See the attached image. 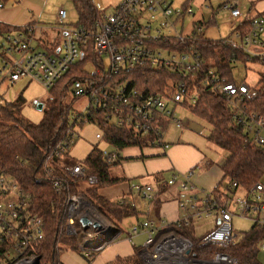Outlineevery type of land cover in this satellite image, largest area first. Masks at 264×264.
Wrapping results in <instances>:
<instances>
[{"label": "built area", "instance_id": "1", "mask_svg": "<svg viewBox=\"0 0 264 264\" xmlns=\"http://www.w3.org/2000/svg\"><path fill=\"white\" fill-rule=\"evenodd\" d=\"M222 5L229 11L235 27L244 20L251 22L249 33L244 38L236 33L233 40L241 43L243 39L244 49L253 56L264 54V17L245 15L240 0H225ZM193 14L191 5H175L174 0H121L111 14L101 11L97 32L93 34L67 27V11L61 9L57 23L64 35L60 45L50 52L40 50L33 44L31 27L9 32L0 38V85L6 80L13 84L26 80L52 88L73 64L85 59L90 39L93 40L94 56L109 74L146 65H164L183 75L196 72L201 69L203 60L195 53L152 47V43L169 42L171 38L181 39L190 35L186 33V24L187 18ZM103 69L94 68L92 74L98 76ZM206 84L222 95L235 111H241L242 104L256 98L255 89L240 75H235V81L229 82L209 70ZM84 93L85 89L80 86L75 89L74 95L78 98ZM140 96L136 90L127 92L126 88H120L117 94L111 97L106 95L102 106L105 108L107 98H112L111 107L116 123L132 125L144 134L154 133L160 137L162 131L159 123L164 118H170L178 128L183 127V122L177 118L175 106L181 105L188 96L185 81L172 82L165 94L151 95L137 103ZM94 98L95 94L92 96ZM192 103H196L195 98ZM244 109L242 115L235 113L234 120L249 132L254 145L264 147V116L255 112L246 113L248 109L245 106ZM87 111L88 107L85 113ZM70 134L68 141L59 144L52 155L46 156L47 161L54 155L63 157L66 154L77 140L75 133ZM110 156L113 160L118 158L116 152ZM105 157H109V153L105 152ZM63 172L65 179L54 180L52 185L58 194H67L63 209L66 233L76 238L78 246L84 247L86 239L108 232L111 225L106 223L84 193L71 192V181H86L95 186L98 179L88 175L80 164L64 165ZM194 175L195 170H190L179 182L182 192L178 199L181 217L174 224L179 228L191 227L201 219L215 216L216 226L201 236L196 244L187 237L175 234L165 235L156 242L157 227L150 220L144 221L132 229L134 235L140 231L146 234L145 244L140 250L143 264H239L236 257L225 251L236 242L237 235L233 234L232 227L234 218L252 219L255 224L264 226L263 181L249 188L233 182L215 195L200 191L192 180ZM179 176L174 174L169 185H175ZM131 190L149 202L156 196L155 188L150 185L132 184ZM232 206L235 207L234 211ZM82 218H86L89 224L83 225L80 222ZM46 227L44 217L33 209L31 196L24 192L18 180L0 172V264H39V257L32 248L46 240ZM194 247L213 248V251L207 258H200L192 255ZM260 249L264 252V241Z\"/></svg>", "mask_w": 264, "mask_h": 264}, {"label": "trees", "instance_id": "2", "mask_svg": "<svg viewBox=\"0 0 264 264\" xmlns=\"http://www.w3.org/2000/svg\"><path fill=\"white\" fill-rule=\"evenodd\" d=\"M12 0H0L2 7L7 6ZM78 14L77 24L72 27L83 29L89 33L97 32V21L101 10L93 0H71ZM190 3L188 2L187 6ZM216 24L215 18L209 21L195 23L192 33L181 39L171 38L169 42L159 41L152 43V47L164 51H177L195 53L203 60L201 69L187 75L164 65H146L136 68H127L118 74H109L104 71L102 62L93 54V40L87 44V55L84 60L76 62L69 71L50 90L51 100L49 109L43 121L33 124L20 115L21 95L15 101H8L0 96V172L10 174L20 183V187L31 196L33 209L44 217L46 223V240L33 246L32 251L39 257V264H64L61 256L67 251H79V246L74 236L68 235L64 230L63 209L67 198L66 192L58 194L53 188L54 180H63L64 165L80 164L88 175L98 179L95 186H90L86 192L78 188V182L71 181V192H82L92 205L114 225L112 234L119 232V224L132 215L138 214L136 209L126 202L114 203L100 191L111 187L121 180L112 178L110 170L122 160L119 152L129 147L151 148L163 146V136L171 123L170 118H164L159 123L162 135L156 137L154 133L144 134L137 131L132 125H118L112 111V98H107V106L102 103L105 96L117 94L120 88L127 92L136 90L142 99L156 94H165L172 82L185 81L188 87V96L181 105L199 119L207 122L210 134L207 141L227 153L222 165L223 179L213 194H218L223 186V181L237 182L242 187L249 188L255 183L264 180V147L254 145L249 132L234 120L235 113L243 114L255 112L264 116V70L259 73V89H255L256 98L248 104H242L241 111H235L226 99L206 84V73L209 70L218 77H224L229 82L235 81L234 65L260 62L264 66V54L251 55L241 43L232 37L224 39H210L205 32ZM24 30L0 24V38L9 32ZM251 30V22L244 20L233 31L244 38ZM88 65L103 69L102 73L94 76L87 70ZM82 86L85 89L83 96L88 97L89 106L87 113H82L79 118L81 124L90 123L97 126L102 132V138L115 147L118 154L117 160L105 157V152L94 148L86 160L70 164L67 156H52L46 160L47 155L57 149L58 145L66 142L73 132L75 121H68V110L64 107V100L72 87ZM75 89L73 93L75 92ZM93 94L95 98L92 99ZM75 98H77L75 96ZM196 103H192V99ZM96 101V103H95ZM162 143V144H161ZM193 227H177L169 224L159 228L156 242L163 236L175 234L191 239L196 244L199 238L195 237ZM264 241V226L255 224L254 227L235 244L225 249L227 253L237 258L239 264H261L262 253L260 244ZM213 248L199 249L194 247L193 256L207 258ZM140 250L136 249L134 255L117 257L109 264H143Z\"/></svg>", "mask_w": 264, "mask_h": 264}, {"label": "crops", "instance_id": "3", "mask_svg": "<svg viewBox=\"0 0 264 264\" xmlns=\"http://www.w3.org/2000/svg\"><path fill=\"white\" fill-rule=\"evenodd\" d=\"M191 1L185 0L182 4L187 5L189 2L191 5ZM240 1L245 15L264 17V0ZM120 2L121 0H114L106 5L103 0H96L94 4H98V8L105 12L109 5L113 6L114 10ZM61 9L64 8H59L55 15L49 17L43 7V0H12L7 6L0 7V24L12 28L31 27L33 44L40 50L50 52L60 45L64 35L57 26L58 12ZM66 26L72 25L69 26L66 22ZM179 109L183 108L179 107L176 111ZM183 124L182 128H178L182 133L174 138L179 140L174 146L165 142L163 146L143 149L129 147L119 152L122 161L116 166L114 178L121 181L102 189L100 193L114 203L125 201L134 207L138 214L130 217L136 220L128 222L127 231L119 227L116 234L111 231L86 239L84 247L79 246V251L64 252L61 256L64 264H109L117 257H129L135 254L136 249L141 250L146 241V234L140 231L134 235L133 227L150 220L154 222L158 232L163 225L176 223L181 217L178 199L182 192L179 182L190 170H195L192 180L200 191L207 194L214 192L224 176L222 165L226 153L207 141V131L204 130L201 134L196 132L195 124L189 120H185ZM204 139L209 146L203 144ZM211 146L215 149L210 148ZM216 150L219 156L221 155L220 158L216 156ZM174 174L180 175L178 181L175 185H169L168 182ZM133 183L153 186L156 190L155 199L150 202L144 200L131 190ZM128 218L124 220L127 221ZM124 220L120 224H123Z\"/></svg>", "mask_w": 264, "mask_h": 264}, {"label": "rangeland", "instance_id": "4", "mask_svg": "<svg viewBox=\"0 0 264 264\" xmlns=\"http://www.w3.org/2000/svg\"><path fill=\"white\" fill-rule=\"evenodd\" d=\"M103 1L106 3V5L114 2V0H103ZM184 1L185 0H174V4L180 5ZM224 1L225 0H192L191 6L194 10V14L187 18L186 33L187 34L192 33L194 23H197L202 20L209 21L210 17H213L215 18L216 24L205 32V36L210 39H224L229 37L233 38L234 37L233 31L236 24H233L229 11L223 8L222 4L224 3ZM94 2L96 3V0H94ZM43 7L44 9H46L45 10L46 15H49V17L51 15H55L58 9L63 7L68 14V19L66 20L67 24L71 26L73 24H77L78 22V14L71 0H43ZM107 9L108 10L106 11L104 10V11L107 14H111L113 11V6L109 5ZM51 23L55 24V22H51ZM104 60L107 64L108 59L105 57ZM93 69H94L93 65L87 66V70L89 72L92 73ZM233 69H234V74L236 76L240 75L243 79H245V82L248 85H250L255 89L260 88L259 73L264 70V66L262 63L248 62L245 65L235 64ZM50 89L51 88L48 89L44 87L41 83L37 81L25 80L13 84L12 82L6 80L2 85H0V96L4 97L8 101H15L21 95L23 99L19 110L21 117L30 123L39 124L43 121L45 117V113L50 107L49 105V100H51ZM74 89L75 87H72L69 90L68 95L64 100V107L69 111L68 112L69 123L73 124L75 121H78L74 125V129H73V133L76 134L77 140L72 143L69 150L65 154V156H67V161L70 164H75L86 160L94 148L109 153L115 151L114 146L110 145L105 140H103L102 132L97 126L90 123L81 124L82 119L79 118V115H81L86 111V108L89 105V99L86 96L75 98V95L73 93ZM39 103L43 104V108L41 110L38 109L37 104ZM177 118L183 122L185 120H189L193 122L195 124L194 127L196 129V132L200 134L203 133L204 130L207 131L206 137L210 134V130H211L210 125L188 111H185L183 109L177 110ZM181 133L182 132L180 131V129H178L175 122L171 121L167 129V132L163 137V143L166 142V143H170L173 146L176 145L179 140L177 139L174 140V138H177ZM198 133L197 136L200 137ZM203 144L204 145L207 144L206 139H204ZM210 148L215 149L213 146H211ZM216 156H219V153H217ZM226 156L227 153L225 157ZM115 170H116V166H114L110 170V175L112 178H114L116 175ZM137 183H133V184H137ZM228 183H229L228 180H224L223 186H221V188H224L225 185H227ZM77 186L78 188H80V190L86 192V190L91 185H89V183L86 181H81L78 182ZM234 209L235 207L232 206L233 211ZM99 214L102 215L100 212ZM102 217L106 220V223L108 225H111V229L108 231L111 232L115 228L113 223H111L107 218H105V216L102 215ZM125 220L123 224H119V227L127 231L129 227L128 222L135 221L136 219L134 217H130L127 219V221ZM232 225H233L232 226L233 234L237 235L236 242H238L245 235V233L249 232L254 227L255 221H253L252 219L240 218L236 216L233 220ZM215 226H216L215 216H212L207 219L206 218L201 219L200 221H197L194 224L193 227L194 235L195 237L200 238L201 236L205 235L207 232L214 229ZM64 230H65V225H64ZM260 262L261 264H264V252H262L260 255Z\"/></svg>", "mask_w": 264, "mask_h": 264}, {"label": "water", "instance_id": "5", "mask_svg": "<svg viewBox=\"0 0 264 264\" xmlns=\"http://www.w3.org/2000/svg\"><path fill=\"white\" fill-rule=\"evenodd\" d=\"M38 105V109L39 110H41L42 108H43V104H37ZM80 222L83 224V225H88L89 224V221L86 219V218H82L81 220H80ZM96 227L98 226V225H95Z\"/></svg>", "mask_w": 264, "mask_h": 264}]
</instances>
